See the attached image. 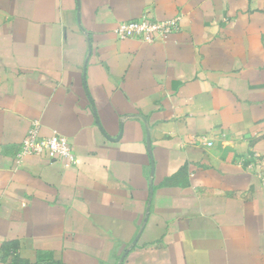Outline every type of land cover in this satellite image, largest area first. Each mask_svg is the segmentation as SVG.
<instances>
[{"label": "crops", "instance_id": "crops-1", "mask_svg": "<svg viewBox=\"0 0 264 264\" xmlns=\"http://www.w3.org/2000/svg\"><path fill=\"white\" fill-rule=\"evenodd\" d=\"M0 264H264V0H0Z\"/></svg>", "mask_w": 264, "mask_h": 264}, {"label": "built area", "instance_id": "built-area-1", "mask_svg": "<svg viewBox=\"0 0 264 264\" xmlns=\"http://www.w3.org/2000/svg\"><path fill=\"white\" fill-rule=\"evenodd\" d=\"M179 30V18L166 21L142 18L120 22L114 32L119 40H140L146 44H154L166 40ZM42 156H48L52 162L63 163L67 168L77 163L76 153L66 137L58 133L41 137L40 123L34 121L15 160L18 165H22L25 158Z\"/></svg>", "mask_w": 264, "mask_h": 264}]
</instances>
